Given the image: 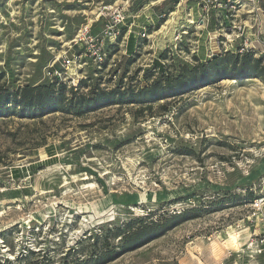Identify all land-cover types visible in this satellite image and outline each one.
<instances>
[{"label":"rangeland","instance_id":"374dc122","mask_svg":"<svg viewBox=\"0 0 264 264\" xmlns=\"http://www.w3.org/2000/svg\"><path fill=\"white\" fill-rule=\"evenodd\" d=\"M117 5L127 11L120 34L93 63L94 47L72 40ZM79 51L88 53L65 75L60 58ZM244 51L264 65V0H0L8 90L54 77L138 89ZM136 109L0 116V264H85L110 249L118 254L103 264H264L263 80L220 79ZM192 208L196 217L121 250L118 227Z\"/></svg>","mask_w":264,"mask_h":264},{"label":"trees","instance_id":"16d2710c","mask_svg":"<svg viewBox=\"0 0 264 264\" xmlns=\"http://www.w3.org/2000/svg\"><path fill=\"white\" fill-rule=\"evenodd\" d=\"M159 22L161 15H154ZM136 40L130 37L128 49L135 50ZM165 51L159 54L163 59ZM199 60V59H198ZM258 77L264 82V65L261 58H255L248 51L243 53H225L223 56H215L208 63L197 62L192 67L183 66L177 76L167 75L165 72L158 74L147 85L138 89L129 87L121 90L114 87L109 90L99 88L97 85L91 87L87 78L78 80L76 86L69 85L54 77L43 84H24L13 90L0 86V116L5 114H21L29 118H39L45 113L57 111L73 112L80 116L83 112L93 111L110 105H135L136 112L150 111L154 102L164 100L168 97L180 96L189 90L195 89L207 82H216L225 78H248ZM82 87H89L88 94L76 95ZM69 92V95L66 94ZM167 103L159 106L165 110ZM197 209H184L173 213L161 221L144 222L139 220L136 226H123L117 228L120 237L121 250L129 251L139 248L151 240L165 234L172 227L179 225L191 218L196 217ZM29 253H33L29 251ZM118 253L114 250H103L94 259L85 264H103L116 258ZM26 255L17 257L15 261L24 259ZM5 264H12L6 261ZM14 263V262H13ZM82 264V263H76Z\"/></svg>","mask_w":264,"mask_h":264},{"label":"built area","instance_id":"2783aa9c","mask_svg":"<svg viewBox=\"0 0 264 264\" xmlns=\"http://www.w3.org/2000/svg\"><path fill=\"white\" fill-rule=\"evenodd\" d=\"M106 11L101 10L98 17L106 20L105 24L99 28L97 32H93L90 29L84 27L83 29H79L78 34L72 40L73 46H82L83 43L88 44L90 47H94L91 53V57L93 63L100 64L104 61L105 53L102 50L103 40L104 39H115L120 34V26L124 23L126 18V8L123 5H117L115 7H111V9L105 8ZM106 16V17H105ZM151 24L154 25L153 17L150 19ZM89 52V50H87ZM88 52L82 53L79 51L76 55L72 57H61L60 65L64 70V74L66 75L68 70L77 67V63H80V59L85 57ZM80 65H78L79 67ZM57 71H54L56 74ZM76 86V85H73Z\"/></svg>","mask_w":264,"mask_h":264},{"label":"bare ground","instance_id":"6f19581e","mask_svg":"<svg viewBox=\"0 0 264 264\" xmlns=\"http://www.w3.org/2000/svg\"><path fill=\"white\" fill-rule=\"evenodd\" d=\"M86 217H87V215H86Z\"/></svg>","mask_w":264,"mask_h":264}]
</instances>
